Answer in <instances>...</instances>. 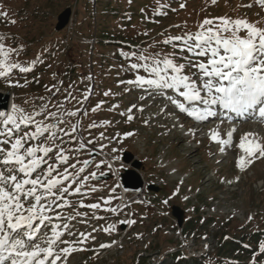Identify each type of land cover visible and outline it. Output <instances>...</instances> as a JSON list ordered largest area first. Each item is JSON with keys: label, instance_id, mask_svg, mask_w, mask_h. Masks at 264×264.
Masks as SVG:
<instances>
[{"label": "rangeland", "instance_id": "374dc122", "mask_svg": "<svg viewBox=\"0 0 264 264\" xmlns=\"http://www.w3.org/2000/svg\"><path fill=\"white\" fill-rule=\"evenodd\" d=\"M181 4L185 6L182 8ZM68 7L73 12L70 26L57 31V17ZM0 13H7L0 15V43L18 50L19 54L13 53L11 60L31 67L25 73L14 70L9 77L23 87L0 78V88L12 92L14 103L28 112L33 108L39 111L44 104L54 111L56 103L51 97L65 100L69 93L67 101L72 111L89 103L87 115L83 111L80 118L72 117V123L80 122L77 139L92 143L75 151L76 141L69 142L64 137L60 145L72 149L68 153L70 163H76L77 168L84 160L92 159L80 178L91 172L96 177H89L81 194L68 197L76 211L87 215H76L71 207L55 209L62 219L54 213L49 215L56 223L69 224L72 234L65 233L63 239L79 241L81 232L91 233L95 239L75 244L83 250L68 254L59 264H264V253L259 247L264 242V158L243 171L237 167L238 158L244 155L239 148L241 138L253 133L255 139L264 142V124L258 128L249 122L236 124L240 128L233 135L232 144L221 152V145L211 139V132L215 130L221 138H227L232 130L228 123L218 118L206 124L207 130L196 133L204 125L194 124L186 113L178 112L166 95L180 99L173 90H163L162 96L155 92L159 90L127 83L137 74L148 73L143 69L130 71L129 64L136 58L121 54L152 56L175 52L177 62L186 63L182 57L190 54L174 49L171 43L165 44L166 38L195 32L203 19L220 16L246 18L264 27V5L257 0H0ZM37 57L36 64L31 65ZM52 85L59 92H49ZM105 92L109 95L105 96ZM97 104L100 107L93 112ZM129 114L132 120H128ZM102 121L110 123L105 125ZM93 122L98 127L88 128ZM126 132L134 135L124 137ZM101 146L108 151V159H104ZM113 148L118 151L113 152ZM97 150L99 154L94 157ZM125 151L141 161V178L144 175L146 183L158 190L146 187L137 201L123 208L117 201L120 174L132 167L123 160ZM46 159L56 163L55 149ZM101 160L106 164L97 168ZM65 166L61 165L59 171ZM101 173L110 177L100 180ZM93 187L96 191L90 192ZM81 199L84 204L100 203L101 207H80ZM173 205L184 209V225H178L172 215ZM108 208H117V212H109ZM129 220L135 223L121 222ZM109 225L114 227L103 231ZM112 241L115 243L111 247H99Z\"/></svg>", "mask_w": 264, "mask_h": 264}, {"label": "snow or ice", "instance_id": "6c2138e0", "mask_svg": "<svg viewBox=\"0 0 264 264\" xmlns=\"http://www.w3.org/2000/svg\"><path fill=\"white\" fill-rule=\"evenodd\" d=\"M212 2L215 3L216 0ZM257 2L264 5V0ZM184 6L181 4L182 8ZM0 15L6 16L7 13ZM11 23H15V20ZM241 32L246 34L241 35ZM164 43H171L172 47L179 48L181 53H189L190 55L182 57L186 63L177 62L175 52L163 55L155 53L152 56L144 53L137 55L136 52L121 53L129 59L136 58V62L129 64L130 71L138 72L143 69L148 73L147 76L137 74L134 79L127 81L129 85L145 90H173L184 102L173 96H167V99L181 112L197 121L216 116L217 106L224 110L225 116L228 113L241 115L251 112L264 120V27L249 22L246 18H205L195 32L186 31L182 35L170 36ZM13 53L19 54L17 49L6 48L0 43V78L9 79L17 69L21 73L31 71L30 66H23L19 61L11 60ZM38 59L39 57L32 60L31 65L34 66ZM186 69L194 71L186 72ZM9 83L12 86H24L10 79ZM47 90L59 92L56 85ZM90 94L89 90L88 95ZM104 95H109V92ZM70 97L71 93L65 96V100ZM87 98L86 95L83 99ZM55 107L56 111H51L48 110V105L44 104L39 111L33 108L28 112L23 107L12 104L11 111H0V264H59L68 254L83 250L75 247V244H83L89 238L95 239L91 233L84 232L79 234V241L63 239L65 233L72 234L69 224L56 223L49 215L54 213L57 219H62L61 214L55 212L56 208L71 207L76 211L75 205L68 197L81 194L82 187L89 177H96V173L91 172L80 178L90 161L84 160L77 168L76 163H70L71 156L68 153L72 149L60 146L64 143V137H68L69 142L76 141L78 147L75 151L83 150L92 143L83 138L77 139L80 122L70 123L68 119L76 117L80 109L68 111L63 104H57ZM99 107L100 104H97L92 111H97ZM131 111L132 108H129L128 112ZM84 115H87V112H84ZM132 119L133 116L129 114L128 120ZM101 123L106 125L110 122ZM29 126H32L33 130H25ZM95 127L98 125L94 122L88 125V128ZM234 131L235 129L229 131L227 138H221L215 130L211 132V139L220 143L221 152L225 151V146L232 144ZM100 135L103 138L104 134ZM119 135L118 133L117 136ZM133 135V132L123 134L124 137ZM57 141H60V144ZM239 148L244 152L237 160V167L241 171L255 160L264 158V142L255 139L253 133H245L239 142ZM54 149L55 164L46 159ZM112 151L117 152L118 149L113 148ZM103 164H106V161L101 160L96 167L99 168ZM43 165L47 167L44 168ZM61 165H66L62 172L59 171ZM70 168L73 171H69ZM236 180H239L238 176ZM89 191L95 192L96 189L93 187ZM167 202L163 201L165 204ZM79 206L95 210L99 209L101 204H84L81 199ZM107 210L117 212V208ZM76 215L86 216L87 213L76 211ZM70 219H75V216ZM121 222L135 223L131 220ZM113 227L109 225L103 231L108 232ZM114 243L115 241L110 244L102 243L99 247L108 248ZM259 247L260 252L264 253V242H261Z\"/></svg>", "mask_w": 264, "mask_h": 264}, {"label": "water", "instance_id": "95a60500", "mask_svg": "<svg viewBox=\"0 0 264 264\" xmlns=\"http://www.w3.org/2000/svg\"><path fill=\"white\" fill-rule=\"evenodd\" d=\"M72 13V8L68 7L63 10L57 17L58 22L56 24V30H62L68 24L70 20V16ZM12 93L9 90H4L0 88V111H8L10 106ZM97 155L96 152L93 153L95 157ZM134 156L130 151L124 152V161L126 163H131L134 168H127L122 173V181L123 186L131 189V190H140L143 186V181L140 177V174L137 172L136 168L141 166L140 160H133ZM133 160V161H132ZM90 163L92 159L89 160ZM89 163V164H90ZM109 177L108 174L101 175L100 178L107 179ZM150 189L158 190V188L154 187L152 184L149 185ZM172 214L178 218L179 225H182L183 218H184V210L180 208L178 205H173L172 207Z\"/></svg>", "mask_w": 264, "mask_h": 264}, {"label": "bare ground", "instance_id": "6f19581e", "mask_svg": "<svg viewBox=\"0 0 264 264\" xmlns=\"http://www.w3.org/2000/svg\"><path fill=\"white\" fill-rule=\"evenodd\" d=\"M12 104H15L14 103V99L12 100V102H11V105ZM178 112H180L181 114H183L184 112H181V111H178ZM179 116H181L180 114H179ZM221 116V113H219V114H217L215 117H213V119H211L210 121H208V122H206V121H203V122H201V124L202 125H204L203 127H205V128H203V129H200L199 127H198V130L197 131H195L196 133H200V132H202L203 130H207V125L206 124H210V123H212V122H214L216 119H218L219 117ZM188 120H190L191 121V119H190V117H189V119ZM249 120V119H248ZM246 122V121H245ZM262 123V121H260V122H258L257 123V125H256V127L258 128L259 127V125ZM192 124V123H191ZM220 124V123H219ZM218 124V125H219ZM223 125H225V123H222ZM241 125V124H240ZM240 125H237V126H235V127H233L232 128V130L233 129H235V131L233 132V135L235 136L236 135V133H237V129H239L240 127ZM254 125V126H255ZM227 126H228V124H227ZM218 127V126H217ZM186 128H187V126H186ZM227 128V127H226ZM225 128V129H226ZM222 132V131H221ZM219 134H220V132H219ZM198 135V134H197ZM197 139V138H196ZM243 154H244V152H243ZM144 180V186H143V188H142V190H141V192H145V190H146V179H143ZM143 195H141V199H143L144 197H142ZM123 201H126V198H125V196H123ZM189 201V200H188Z\"/></svg>", "mask_w": 264, "mask_h": 264}]
</instances>
